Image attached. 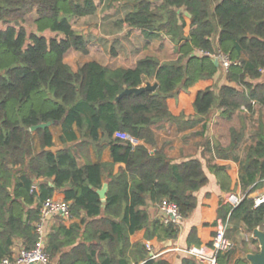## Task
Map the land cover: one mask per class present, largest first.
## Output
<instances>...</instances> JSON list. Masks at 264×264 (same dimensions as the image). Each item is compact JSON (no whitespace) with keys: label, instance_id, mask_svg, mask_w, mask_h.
Wrapping results in <instances>:
<instances>
[{"label":"trees","instance_id":"16d2710c","mask_svg":"<svg viewBox=\"0 0 264 264\" xmlns=\"http://www.w3.org/2000/svg\"><path fill=\"white\" fill-rule=\"evenodd\" d=\"M133 3V10L119 24L141 29L147 38L168 36L175 43L176 60L160 63L145 57L128 69H110L92 61L74 72L64 62L65 55L70 50L86 54L87 49L72 20L95 14L94 0H0V260L10 255L16 239L26 248L34 246L40 202L52 199L54 191H62L71 217L84 214L80 225L58 226L49 233L45 252L57 264H129L125 254L129 235L145 230L146 238H176L179 227L157 220L149 224L140 208L146 200L154 204L167 200L186 219L196 209V193L208 179L200 161L172 164L161 151H152V127L185 117L192 118L193 125L213 109L226 120L242 107L248 112L254 104L264 109V82L248 81L258 80L264 72V0ZM32 11L37 15L35 29L27 33L24 21ZM45 31L55 35L46 38ZM216 52L240 61V66L226 72L228 81L240 90L223 86L215 92L219 68L208 54ZM146 81L157 83V89L118 97L125 87L139 88ZM88 114L92 137L100 129L109 140L111 164L80 167L69 150H51L49 128L31 131L50 121L76 122L81 127ZM118 132L140 144L116 138ZM115 163L125 164V169L118 176H107L108 192L102 202L96 190ZM206 166L216 176L221 194H204L203 222L190 230L188 247H210L218 221L227 218L247 232L264 231V204L254 207L246 196L231 208L226 199L235 189L226 165L207 162ZM243 171V184L250 192L262 186L261 131L246 152ZM35 181L39 184L32 189ZM101 215L102 219L91 220ZM119 216V221L112 219ZM114 243L121 249L113 252ZM230 252L218 255V264H228ZM143 258V264H167L144 253ZM180 264L196 261L185 257Z\"/></svg>","mask_w":264,"mask_h":264},{"label":"crops","instance_id":"0c3cea01","mask_svg":"<svg viewBox=\"0 0 264 264\" xmlns=\"http://www.w3.org/2000/svg\"><path fill=\"white\" fill-rule=\"evenodd\" d=\"M110 1L112 5H109L106 10L114 9L115 14L110 15L104 12L106 16L102 15L104 17L102 19L100 17L95 24L94 35L86 37V35L81 34L86 41L87 53L83 54L79 51L70 50L65 55L64 62L72 71L76 72L79 66L92 61L110 69H128L133 68L139 60L145 57L154 58L160 63L177 59L175 43L168 36L159 35L158 37L147 38L141 29L119 24L124 15L133 10L134 0ZM149 1L155 4L160 2V0ZM85 34L88 33L85 32ZM248 81L254 84L263 83L264 72L258 80L248 79ZM214 82L215 92L223 86L241 89L235 83L229 82L226 73L222 70H218L215 74ZM192 120V118L185 117L181 122L157 123L152 127L154 146L151 147V150L154 152L161 151L172 164H181L190 160L200 161L208 183L196 193L197 207L188 218L182 220L176 238L165 240H158L155 237L146 238L145 230L128 236L125 254L129 264H143L145 258H143V253L146 258L162 260L167 264H180L183 258L189 257L184 251L194 250L195 247H188L187 237L192 228H199L203 222L201 205L204 194L213 193L217 196L221 194L217 178L208 170L207 162H220L226 165V173L231 177V185L235 189L232 193L248 195L252 199L264 191L263 186H260L250 192V187H245L243 184V166L246 152L256 142V132L261 131L264 134L263 108L254 104L252 111L248 112L242 107L230 120H226L217 109H213L210 114L201 117L200 122L192 125ZM49 131L52 138L51 150H69L80 167L86 163L111 164L113 162L109 140L103 131L97 130L96 137H92L89 114L85 117L81 127H78L76 122L67 123L64 120L55 122L49 127ZM233 139L236 140L235 145L231 146ZM137 144L140 142L135 140L133 145ZM36 149H38V145H36ZM124 169L125 164L123 163L113 164L104 172L102 186L108 185V175L118 176ZM38 184L39 181H35V186ZM47 184L49 187H53L51 179H48ZM52 199L64 200L62 191H54ZM156 205L150 200H146V206L140 208L146 211L149 224L156 221ZM83 216L84 214L81 213L79 217H72L69 220L56 217L50 222L49 233L58 226L69 228L73 224L80 225ZM102 218L101 215L91 220L97 221ZM120 218L121 216L112 219L119 221ZM83 228L84 226H81V232ZM248 233L241 224L234 221L228 222L226 237L233 243L228 264H235L237 261L250 264L247 256L259 253L258 241L255 238L249 239L245 235ZM146 244H149L150 250L146 248ZM101 245L104 249L107 248L106 243H101ZM21 246H23L21 239L14 240L11 252H16ZM121 247V244L114 243L111 245V250L116 252ZM69 249L67 247L64 251ZM150 252L155 255L154 258H151ZM195 261L196 264H202L197 260Z\"/></svg>","mask_w":264,"mask_h":264},{"label":"built area","instance_id":"2783aa9c","mask_svg":"<svg viewBox=\"0 0 264 264\" xmlns=\"http://www.w3.org/2000/svg\"><path fill=\"white\" fill-rule=\"evenodd\" d=\"M214 62L217 63L219 70L225 73L232 66H240V61H232L226 54L216 52L214 54H208ZM114 136L121 140L130 141L132 144L135 141L126 133H115ZM264 190V178L259 181ZM36 186L33 185L32 189ZM248 195L230 194L226 203L231 207H236L244 197ZM249 198V197H248ZM254 207H259L264 204V191L259 196L252 198ZM157 217L156 220L164 225H174L179 227L183 218L179 213L177 206L167 200H162L157 205ZM61 217L64 220H69L70 205L68 202L56 199H45L41 202L39 208V219L34 223L35 244L31 248L21 246L16 252H11L10 255L2 258L0 264H57L49 260L48 255L45 252L47 237L49 235L50 222L56 218ZM229 219L225 221H218V227L216 235L214 236L212 245L210 247L201 246L199 249L185 250L184 253L199 261L202 264H218V255L230 252L233 249V243L226 237V228L228 226ZM258 229V228H257ZM249 239L255 238L253 232L245 234ZM146 248L150 250L149 244H146ZM151 258L155 255L150 252Z\"/></svg>","mask_w":264,"mask_h":264},{"label":"rangeland","instance_id":"374dc122","mask_svg":"<svg viewBox=\"0 0 264 264\" xmlns=\"http://www.w3.org/2000/svg\"><path fill=\"white\" fill-rule=\"evenodd\" d=\"M94 3L97 6V10L95 14L88 16V17H82V18H77V19L72 20V26L74 30L80 34L86 35V37H90L91 35H94L95 26H96L95 24L97 20L100 19V17L102 19L104 16H106L104 15V12H107L110 15L115 14L114 9L106 10V8L109 5H112V2L110 0H94ZM102 15L104 16L102 17ZM36 18H37V15L35 11H32L30 14H28L25 17L24 26H25L27 33H31L34 31L35 27H34L33 22ZM85 32L88 34H85ZM42 35H44L46 38H50V37H53L55 34L45 31L42 33Z\"/></svg>","mask_w":264,"mask_h":264},{"label":"water","instance_id":"95a60500","mask_svg":"<svg viewBox=\"0 0 264 264\" xmlns=\"http://www.w3.org/2000/svg\"><path fill=\"white\" fill-rule=\"evenodd\" d=\"M215 65L217 66L216 62H215ZM157 87H158L157 83L151 84L150 82L146 81L145 84L139 88H126L125 87L123 92L118 97H122L123 95H127V94H140L144 91L153 92L157 89ZM54 123H55L54 121H50V122H46V123L33 126L31 127V131H35L37 129L49 128ZM107 189H108V185L104 184L100 189L96 190V193L98 194L99 199L101 201H105ZM253 235L260 245V251L257 254L248 255L247 259L250 262V264H264V231H261L259 229H254Z\"/></svg>","mask_w":264,"mask_h":264}]
</instances>
